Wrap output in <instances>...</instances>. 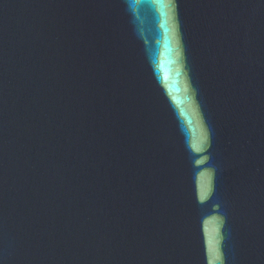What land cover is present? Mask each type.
Masks as SVG:
<instances>
[{
	"label": "water",
	"instance_id": "1",
	"mask_svg": "<svg viewBox=\"0 0 264 264\" xmlns=\"http://www.w3.org/2000/svg\"><path fill=\"white\" fill-rule=\"evenodd\" d=\"M0 264H264V0H0Z\"/></svg>",
	"mask_w": 264,
	"mask_h": 264
}]
</instances>
